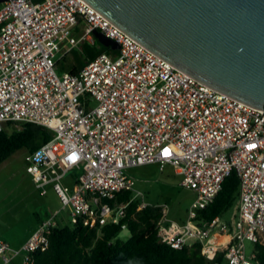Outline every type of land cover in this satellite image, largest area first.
Segmentation results:
<instances>
[{"label": "built area", "instance_id": "1", "mask_svg": "<svg viewBox=\"0 0 264 264\" xmlns=\"http://www.w3.org/2000/svg\"><path fill=\"white\" fill-rule=\"evenodd\" d=\"M93 30L119 49L59 75L57 61L81 42L92 43ZM22 123L52 132L26 154V173L41 194L52 188L69 224H119L128 203L110 205L117 193L131 191L138 209L148 206L127 171L170 166L196 199L183 224L166 220V208L158 206L159 241L173 249L201 243L205 256L223 252L227 264H259L254 247L264 245V107L177 69L85 0H1L0 133ZM75 169L81 173L72 186L62 183ZM232 171L239 179L236 215L198 224L197 212ZM57 219L58 213L42 221L19 248L0 240L3 264L15 258L31 264V254L47 249Z\"/></svg>", "mask_w": 264, "mask_h": 264}, {"label": "water", "instance_id": "2", "mask_svg": "<svg viewBox=\"0 0 264 264\" xmlns=\"http://www.w3.org/2000/svg\"><path fill=\"white\" fill-rule=\"evenodd\" d=\"M85 1L177 69L264 107V0ZM92 33L102 46L119 49Z\"/></svg>", "mask_w": 264, "mask_h": 264}, {"label": "trees", "instance_id": "3", "mask_svg": "<svg viewBox=\"0 0 264 264\" xmlns=\"http://www.w3.org/2000/svg\"><path fill=\"white\" fill-rule=\"evenodd\" d=\"M102 52L112 53L110 48L102 46L95 38L92 43L81 42L57 61V71L60 74L63 72L74 74ZM51 138L52 132L37 124L22 123L17 127L10 125L0 133V164L18 150H24L26 154L34 152ZM132 197L131 191L120 192L109 202L110 205L128 203L125 216L119 224L107 223L101 227L83 226L82 223L58 224L47 235L49 242L47 249L31 254L33 259L31 264H223L226 262L223 252H214L211 256H205L201 243H194L182 249H173L161 243L156 227L162 215L160 208L156 205H148L138 209L140 201ZM238 199L239 179L236 172L232 171L224 179L221 190L213 201L197 212L196 222L201 225L215 217H220L237 203ZM122 225H125L124 229L130 232L126 240L118 238L123 229ZM254 252L259 264H264V245L256 244ZM13 261L10 264H19Z\"/></svg>", "mask_w": 264, "mask_h": 264}, {"label": "rangeland", "instance_id": "4", "mask_svg": "<svg viewBox=\"0 0 264 264\" xmlns=\"http://www.w3.org/2000/svg\"><path fill=\"white\" fill-rule=\"evenodd\" d=\"M57 73L60 75L59 71ZM25 156L24 150H18L0 164V240L10 246L26 241L40 224L38 221L46 220L56 213L57 220L64 225L69 224L67 210H62L56 194H41L35 188L26 173ZM80 173L79 169L73 170L62 183L70 186L71 180ZM127 173L134 179V189L142 195L141 201L148 205L164 206L167 210L166 220H187L196 195L192 190L180 186V177L173 173L172 168L166 166L160 172L157 165H149L129 169ZM237 205L238 202L225 211L220 219H233ZM129 235L127 229H122L118 238L126 240ZM251 248L252 244L247 242L248 254ZM0 264H3L1 259Z\"/></svg>", "mask_w": 264, "mask_h": 264}, {"label": "crops", "instance_id": "5", "mask_svg": "<svg viewBox=\"0 0 264 264\" xmlns=\"http://www.w3.org/2000/svg\"><path fill=\"white\" fill-rule=\"evenodd\" d=\"M146 166H149V165H146ZM167 167H170V166H167ZM171 168V167H170ZM164 171V170H163ZM172 171H173V169H172ZM173 173H174V171H173ZM175 175H177L176 173H174ZM178 176V175H177ZM63 179H66V178H63ZM30 180L32 181V179H31V177H30ZM33 183V182H32ZM72 184H73V180H71V183H70V186H72ZM69 186V187H70ZM54 193L53 192V190H52V188L50 187V186H48L47 188H46V192H45V195H47L48 193ZM55 194V193H54ZM42 221H44V220H40V221H38V224L39 223H41ZM58 221V224H60V225H64V224H62V222L60 221V220H57ZM186 220H169V222H175V223H178V224H183L184 222H185ZM229 221V220H228ZM38 226V225H37ZM26 241H27V239H25ZM26 241H22V242H20L17 246H11L12 248H19L22 244H24ZM14 263H19V264H21V259L20 258H15L14 259V261H13Z\"/></svg>", "mask_w": 264, "mask_h": 264}]
</instances>
